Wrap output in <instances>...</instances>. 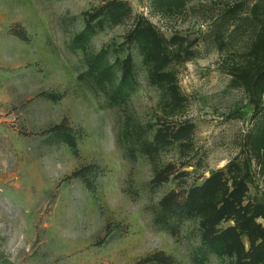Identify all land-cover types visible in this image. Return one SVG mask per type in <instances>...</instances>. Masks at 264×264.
Returning <instances> with one entry per match:
<instances>
[{
	"label": "rangeland",
	"instance_id": "374dc122",
	"mask_svg": "<svg viewBox=\"0 0 264 264\" xmlns=\"http://www.w3.org/2000/svg\"><path fill=\"white\" fill-rule=\"evenodd\" d=\"M111 1L0 0V264H161L159 254L174 264H231L203 244L200 219L176 207L211 176L245 187L244 206H264V118L227 73L243 62V45L221 52L205 38L234 0H187L173 12L118 0L130 10L120 22L101 15ZM141 19L183 39L168 67L178 109L129 40ZM99 53L115 86L132 57L122 95L99 84ZM242 241L249 250L248 235Z\"/></svg>",
	"mask_w": 264,
	"mask_h": 264
},
{
	"label": "trees",
	"instance_id": "16d2710c",
	"mask_svg": "<svg viewBox=\"0 0 264 264\" xmlns=\"http://www.w3.org/2000/svg\"><path fill=\"white\" fill-rule=\"evenodd\" d=\"M153 1L159 11H182L187 6V0ZM102 11L104 18L120 22L130 10L127 3L114 0L103 6ZM205 38L211 39L221 52L243 45V62L229 64L227 73L232 78L231 86L247 92L255 108V115L261 114V118H264V0L229 1L223 7L221 15L211 23ZM129 40L140 49L148 67L151 83L163 92L174 110L180 108L184 102L178 78L168 67L174 61H180V54L185 49L183 39L175 36L168 40L152 22L141 19L134 24ZM92 60H99V67L92 69L93 73L99 76V84L109 82L112 85L111 93L115 96L122 95L132 80V57H126L121 63L120 80L116 86L110 77L113 68L109 66L104 53H99V56H94ZM56 129L60 130L61 127ZM184 130L185 127L181 129ZM258 136L263 137L259 132L255 137V146L259 145ZM66 141L72 148L76 147L73 138L67 136ZM232 186H228L227 181L218 176H211L201 186L192 188L184 203L177 205L176 211L179 210L185 217L200 219L203 244L217 255L232 257L234 261L231 264H264V225L257 222L260 218L264 220V206H244L245 187L237 183ZM230 219L234 220L236 225L220 230V224ZM244 234L248 235L251 241L249 250L242 241ZM155 258L161 264H174L163 254Z\"/></svg>",
	"mask_w": 264,
	"mask_h": 264
}]
</instances>
